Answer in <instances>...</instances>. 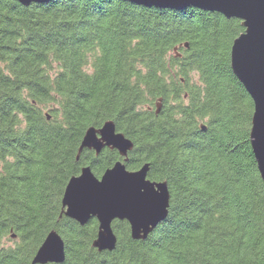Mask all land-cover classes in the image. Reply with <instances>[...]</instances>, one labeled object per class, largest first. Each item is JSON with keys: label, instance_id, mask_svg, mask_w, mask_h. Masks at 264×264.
Masks as SVG:
<instances>
[{"label": "trees", "instance_id": "trees-1", "mask_svg": "<svg viewBox=\"0 0 264 264\" xmlns=\"http://www.w3.org/2000/svg\"><path fill=\"white\" fill-rule=\"evenodd\" d=\"M243 30L195 6L0 0V241L11 242L0 264H31L51 230L65 260L46 264H264L253 101L230 65ZM108 120L133 142L127 169L148 163L170 204L144 239L113 220L116 246L99 251L98 220L67 217L62 197L83 166L99 177L123 160L109 147L79 154Z\"/></svg>", "mask_w": 264, "mask_h": 264}, {"label": "water", "instance_id": "water-1", "mask_svg": "<svg viewBox=\"0 0 264 264\" xmlns=\"http://www.w3.org/2000/svg\"><path fill=\"white\" fill-rule=\"evenodd\" d=\"M21 4L47 0H18ZM136 4L183 9L195 6L217 11L227 18H238L244 27L234 38L230 49V65L253 101L250 145L264 182V0H129ZM160 110L157 104L156 112ZM201 128H204L202 125ZM116 149L123 160H117L101 176H96L90 165L69 178L62 197L64 214L81 225L90 218L98 220L97 237L93 246L99 251L113 250L117 236L113 231L115 219L127 220L131 236L144 239L168 214L170 193L165 181L147 177L148 163L138 169H127L128 152L133 142L117 131L108 120L99 128L89 127L79 146L93 149L98 154L103 148ZM78 154V156H79ZM15 237L14 234H11ZM65 245L61 235L51 230L38 247L31 264L62 263Z\"/></svg>", "mask_w": 264, "mask_h": 264}, {"label": "rangeland", "instance_id": "rangeland-1", "mask_svg": "<svg viewBox=\"0 0 264 264\" xmlns=\"http://www.w3.org/2000/svg\"><path fill=\"white\" fill-rule=\"evenodd\" d=\"M0 243H2V244H10L11 242L8 240L7 237H3V238H1Z\"/></svg>", "mask_w": 264, "mask_h": 264}]
</instances>
